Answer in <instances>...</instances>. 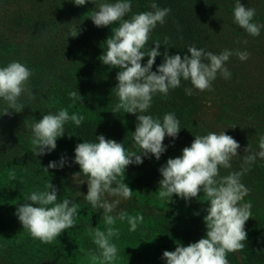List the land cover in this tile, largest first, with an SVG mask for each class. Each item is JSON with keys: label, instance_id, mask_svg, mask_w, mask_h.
Wrapping results in <instances>:
<instances>
[{"label": "trees", "instance_id": "1", "mask_svg": "<svg viewBox=\"0 0 264 264\" xmlns=\"http://www.w3.org/2000/svg\"><path fill=\"white\" fill-rule=\"evenodd\" d=\"M101 2L116 0H96V4L88 2L83 6H75L73 0H0V67L18 61L33 72L28 82L33 97L22 94L19 102L25 107L21 112L0 115V264H79L75 249L77 256L86 259L83 264H94L89 253L98 254V249L89 229L102 230L106 226L103 210L92 208L84 199L87 177L81 174L78 179L73 178L74 173L80 172L74 163V149L84 141L98 142L96 136L104 135L123 143L126 151L139 152L132 139L136 115L123 110L112 112L118 103L112 89L120 69L102 64L99 57L106 49L104 42L119 22L108 27L93 24L89 16ZM153 2L171 9L165 23L157 24L143 49L147 52L155 47L154 42L161 43V56L156 58L153 71L163 62L166 46L170 55L181 57L190 55L187 48L193 45L217 55L225 49L250 53L246 61L233 54L225 62L231 77L226 80L217 74L213 91L199 92L190 81L181 80V86L170 89L166 97L154 95L150 109L143 114L162 122L166 113H174L180 121L178 137H165L166 151L159 160L150 155L143 158L142 164L127 166L125 183L133 190L131 199L105 196L110 202L120 199L113 215L122 210L133 216L143 215L141 224L149 231L151 259L154 264H166L162 259L164 251H174L177 242L187 246L205 237L207 203L203 193L190 201L174 194L178 205L168 206L150 200L148 192L158 191L162 179L159 168L169 158L180 156L195 135L225 131L240 144L239 156L233 158L230 169H220L221 176L241 170L248 144L253 151H259V137L264 135V28L258 37H252L234 22L237 0H131L132 10L125 19L153 11ZM240 2L256 9L254 23L264 24V0ZM73 27L78 28L75 38L69 36ZM147 59L145 56L141 63L146 64ZM185 88H192L193 95H186ZM72 91L83 97L82 103L73 104L69 96ZM6 107L0 98V114ZM61 109L85 119L79 127L68 121L64 135L57 139V149L35 156L31 150V125L43 115ZM232 125L237 126L229 128ZM61 157L66 161L63 168L44 171L50 161L59 162ZM247 167L250 170L241 182L251 191L242 202H251L252 217L245 224V248L229 253V264L264 263V160L257 158ZM82 180L85 182L79 184ZM48 183L57 188L59 200L68 198L79 207L76 226L62 232L51 244H44L23 230L15 212L27 202L26 197L44 190ZM125 222L117 221L115 225Z\"/></svg>", "mask_w": 264, "mask_h": 264}, {"label": "clouds", "instance_id": "2", "mask_svg": "<svg viewBox=\"0 0 264 264\" xmlns=\"http://www.w3.org/2000/svg\"><path fill=\"white\" fill-rule=\"evenodd\" d=\"M75 6H83L88 2L96 4V0H73ZM89 18L96 27H108L119 22L112 28V34L104 42L106 49L99 57L104 65L119 68L116 74V87L112 89L118 98L113 108V114L123 110L124 113L136 115V127L132 133L134 144L139 152L126 151L123 143L106 139L104 135L96 136L98 142L84 141L76 145L74 163L79 165L80 172L74 173V180L81 174L87 177V194L84 199L94 209L103 210L105 230L99 227L90 228L93 243L98 254L89 253L92 261L99 264H115L118 259V248L112 238L119 237V229L114 227L117 221H127L129 231L135 232L138 224L143 222V215H129L126 211L116 212L120 199L111 202L105 196L118 197L124 200L132 198L133 190L125 183V170L132 164H142L144 157L154 156L159 160L166 151L163 141L165 137H178L181 130L180 121L174 113H166L163 120L154 118L147 113L151 107L153 96H167L170 89L181 86V80L190 81L199 92L213 91L212 83L217 74L224 79H230L231 72L225 67V62L235 54L241 61H246L248 51L225 49L220 54H213L203 48L189 46L190 55H170L167 46L163 52V62L153 71L156 58L161 56V43L154 42L147 52L143 51L152 31L157 24H164L170 14V8H160L153 2V11L133 14L125 19L132 10L131 0H116L115 3L101 2L96 5ZM255 8H248L237 0L234 10V22L252 37H258L264 24L253 22ZM78 35V28L70 31L72 37ZM246 44L247 41H244ZM167 40L165 41V45ZM147 56V63L141 61ZM33 72L24 64L12 61L7 66L0 67V98L7 107L0 115L19 113L25 107L19 102L22 94L33 97L28 82ZM185 94L193 95L192 88H185ZM73 104L81 102L83 97L77 92L69 93ZM85 117L80 114L69 115L67 109L56 113L49 112L38 122L31 125L32 152L35 156H43L57 147V139L65 133V124L72 121L79 127ZM232 125L229 128H235ZM240 144L225 131L208 132L206 135H195L190 146L182 149V154L169 158L165 165L159 168L162 179L159 181L158 198L172 201L175 194L186 201L200 197L207 203L204 223L205 237L187 246L177 242L174 251H164L162 259L166 264H229L227 255L245 248L247 232L246 221L252 217L251 202H242L250 194V189L242 182V176L250 170L251 164L257 158L264 160V135L259 137V151H253L251 145L244 149L240 171H232L221 176L220 169H230L232 160L238 155ZM65 158L60 161H50L49 169L63 168ZM85 181H80L79 184ZM115 185V186H113ZM57 188L51 183L45 185L42 191H33L26 201L20 204L15 212L23 230L32 238L44 244H51L62 232L76 226L79 205L65 198L58 199ZM198 215V213H197Z\"/></svg>", "mask_w": 264, "mask_h": 264}, {"label": "rangeland", "instance_id": "3", "mask_svg": "<svg viewBox=\"0 0 264 264\" xmlns=\"http://www.w3.org/2000/svg\"><path fill=\"white\" fill-rule=\"evenodd\" d=\"M148 197L150 200L155 201L158 204L168 206L174 204L178 205L177 197L173 196L172 201L168 203L166 200H161L158 198V191L148 192ZM114 227L118 228L120 232L118 238H112V241H115V244L118 248L117 261H123L124 264H154L151 259V254H149V231L144 226H142L141 223L138 224L137 230L135 232L129 231L130 226L128 225L127 221L123 224L115 225ZM77 251L78 249L74 250L77 263H87L85 258L77 256Z\"/></svg>", "mask_w": 264, "mask_h": 264}]
</instances>
